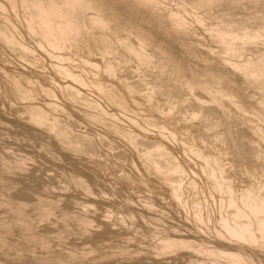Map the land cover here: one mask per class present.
Masks as SVG:
<instances>
[{
	"label": "rangeland",
	"instance_id": "rangeland-1",
	"mask_svg": "<svg viewBox=\"0 0 264 264\" xmlns=\"http://www.w3.org/2000/svg\"><path fill=\"white\" fill-rule=\"evenodd\" d=\"M85 1L86 6L78 9V19L83 20L89 13L104 17L108 38L102 40V45L116 49L103 53L91 42L88 44L85 37L76 44L51 48L38 34L28 30L27 12L21 0H0V155L11 165L9 170H0V201L4 200L0 203V264H42L41 261L52 264L56 263L55 258L69 264H231L223 256L210 258L204 252L187 248L157 252L155 247L165 236L219 249L230 246L227 238L216 234L222 231L219 200L223 195L208 176L203 160L185 150V140L220 158L236 192L247 186L260 187L264 194V107L255 112H241L238 107L239 103L243 106L239 97L242 95L264 102L261 97L264 76L250 80L252 76L248 79L242 71L241 77L236 70L237 61L236 69L234 64L224 62L229 57L239 60L246 56L264 60V27L261 26L256 39L238 40L244 47L243 56L238 52L226 54L225 44L209 30L211 23L220 17L234 23L249 21L264 25V0L255 3L215 0L196 10L189 6L191 16L179 8L181 0H160L162 3L152 10L147 3L137 4L133 0ZM129 10H134V21L144 31L128 35ZM176 11L184 14L183 23L173 17ZM195 11L204 17V23L195 20ZM85 21L83 34L98 35L97 26ZM139 39L146 40L145 49L140 47ZM152 40L161 42L165 50ZM131 42L133 48H143L150 55L149 64L138 66L134 59L123 60L122 47ZM171 57L183 65V75L190 80L200 74V79L206 81L224 71L222 75H228L238 95L232 105L240 109L234 106L229 110L228 101L214 104L211 103L214 100L204 98L208 93L202 84L182 79V74L168 64ZM107 61L117 66L115 76L104 73ZM65 69H70L67 72H72L73 79ZM215 93L210 95L216 97ZM121 94L124 104L115 99ZM199 99L201 103L195 101ZM34 107L43 109L44 116L39 120L29 116L28 110ZM198 108L204 110L193 115ZM256 119L260 124L255 123ZM169 131L175 132L177 140L167 135ZM12 197L22 203L17 205ZM10 206L15 210L21 207L28 218L14 214ZM64 211L69 212L70 218H62ZM195 212H202L208 220L199 221ZM78 215L90 219L83 231L74 222ZM11 217L25 219L26 223L18 225L20 220L12 221ZM31 235H37L38 242L30 241ZM243 251L252 264H264V246L245 247Z\"/></svg>",
	"mask_w": 264,
	"mask_h": 264
},
{
	"label": "bare ground",
	"instance_id": "bare-ground-1",
	"mask_svg": "<svg viewBox=\"0 0 264 264\" xmlns=\"http://www.w3.org/2000/svg\"><path fill=\"white\" fill-rule=\"evenodd\" d=\"M134 2H136L137 4L139 3H147L149 5V9L152 10V9H155L156 7H158V5L160 3H162L160 0H133ZM182 1V5L179 7V8H183V11L184 13H186L188 11V8L189 6L190 7H195L193 8V10L198 7H207L209 5H211L213 2H215V0H181ZM254 3L255 2H258L259 0H252ZM22 2V6L26 9V23L28 25V30H30L31 34H38L42 39H44L48 45L51 47V48H54V49H60V48H63L65 47V45H72V44H76L77 42H79V39H82L85 37V39H87V43L89 44L91 42L92 45H94L93 47H96L97 49L101 50L103 53H105L107 50H110V49H116V46H107L105 43L106 46L102 45V40L105 41L107 40L108 36L105 32V26L107 25V20L104 18V17H101L100 16H92V14H88L84 17L83 20H79L78 19V12L80 10V8H83L84 5L87 3L85 0H21ZM156 3L157 6H156ZM13 7H15V3H12ZM147 4H145V6H147ZM164 4V3H163ZM180 5V4H178ZM86 6V5H85ZM89 6V5H88ZM264 7V6H263ZM79 9V10H78ZM88 9V8H87ZM90 10V9H89ZM82 11V10H81ZM130 13L128 14V17L126 19V26L128 27V35H131L132 33H139L141 31H144L143 28H141L140 26H138L136 23H135V19L134 17L132 16V13H134L132 10H129ZM211 11V10H210ZM173 12V11H171ZM170 12V13H171ZM189 12V15H190V11ZM195 16V20L197 21H202L203 22V16H201L200 14H198L196 11L193 12ZM192 14V12H191ZM259 14V13H258ZM96 15V14H95ZM171 15V14H170ZM228 15V14H227ZM191 16V15H190ZM264 17V15H262ZM261 16V17H262ZM173 17L179 22L183 23V20H184V14H182L181 12L179 11H176L173 13ZM85 20H88V22L91 24V25H95V27L97 26V29L99 31L98 35H94V34H91V35H88V36H85L86 34H83V28L86 27V25L84 23H86ZM174 21V20H173ZM109 22V21H108ZM127 22H132V23H127ZM196 22V21H195ZM124 23V22H123ZM192 23V22H190ZM198 23V22H196ZM110 24V23H109ZM185 24V22H184ZM178 25V24H176ZM176 25H173V26H176ZM188 25V24H187ZM180 27V25H178ZM205 26V25H204ZM264 27V25L260 22H257V23H252V22H249V21H239L238 23H234L232 20H228L226 18H217V20H215L214 22L211 23V25L209 26V30L212 31L216 37L218 38V40L222 43H224V52H227L230 53V52H238V54L240 53V55L243 56V53H244V47L241 46V43L238 42V40L240 39H247V40H254L256 39L257 37L260 36V28ZM90 29V28H89ZM92 29V28H91ZM125 29V30H127ZM94 30V29H93ZM165 31V30H164ZM33 32V33H32ZM175 32V30H174ZM179 33V32H178ZM33 34V35H34ZM133 35V34H132ZM138 36V35H137ZM137 36L135 38H137ZM7 36L5 35L4 38H6ZM262 38V37H261ZM101 39V40H100ZM138 39V38H137ZM136 39V41H137ZM12 41V39H11ZM140 41V39H139ZM112 42V41H111ZM122 42V41H121ZM120 42V43H121ZM142 42V41H140ZM140 42H137V43H140ZM219 42V43H220ZM244 42V41H243ZM118 43V42H117ZM136 43V44H137ZM146 43V40L143 39V42L140 45V47H143V44ZM152 43H154L155 45L156 44H161V42H155L154 40H152ZM221 43V44H222ZM19 44V43H18ZM257 44V43H256ZM22 46V45H21ZM41 46V44H40ZM134 46V43L131 42V43H127L124 47H122V53L121 55L123 56V60H129V59H134L138 66L139 65H147L150 63V61L152 60V58H150V55L147 54L144 49L140 48V50H136L135 48H133ZM199 46V45H198ZM201 46V45H200ZM202 47V46H201ZM261 47V46H260ZM27 48V47H26ZM50 48V49H51ZM161 48L164 49L165 47L162 46L161 44ZM24 49V48H23ZM152 49V48H151ZM194 49V48H192ZM218 49V48H217ZM29 50V49H28ZM165 50V49H164ZM26 51V50H25ZM152 51V50H151ZM209 51V50H208ZM211 51V49H210ZM111 52V51H110ZM154 52V51H153ZM164 52V51H163ZM160 53V51H159ZM220 54H223V53H220ZM224 53V55H226ZM237 54V55H238ZM53 55V54H51ZM160 55V54H159ZM198 55V54H197ZM210 55V54H209ZM219 55V54H218ZM22 56V55H21ZM168 56V55H167ZM212 56H213V52H212ZM215 56V55H214ZM227 56V55H226ZM240 56V57H242ZM54 57V55H53ZM170 57V56H169ZM207 57V55H206ZM218 57V56H217ZM239 57V58H240ZM160 58V57H159ZM202 58V57H201ZM257 57H244L243 59H239V60H234V59H237L236 57H234V59L231 57H229V59L227 61H224V62H227L229 65H231L230 63L234 64V69H236L235 67V64L237 63V66L238 68L236 70H238V72L240 71V74L241 72L243 71V73L245 74L244 76H247V78L249 76H252L250 80L255 79V80H258V77L260 79V77H263L264 76V60H261V59H256ZM53 59V58H52ZM58 59V58H56ZM204 59V58H203ZM214 59V58H213ZM223 60V59H222ZM226 60V58L224 59ZM70 61V60H69ZM218 61V60H217ZM237 61V62H235ZM85 63L87 64H90L93 65V66H96L95 63H92L90 62L89 60H85L84 61ZM214 62V61H213ZM212 62V63H213ZM219 62V61H218ZM223 63V62H222ZM226 63V64H227ZM168 64H172L174 66V68L176 69L177 71V74H180L182 79H186V81L189 82L190 80V77H186L183 75L184 73V67L182 64L179 63V61H177L174 57H171L168 59ZM214 64V63H213ZM227 64V65H228ZM161 65V64H160ZM212 65V64H211ZM221 65V64H220ZM54 66V64H53ZM216 66V65H215ZM218 66V65H217ZM55 67V66H54ZM223 67V66H222ZM229 67V66H228ZM66 68V67H64ZM164 68V67H163ZM63 69V68H62ZM154 69V68H153ZM206 69V68H205ZM204 69V70H205ZM221 69V68H220ZM219 69V70H220ZM226 69V68H224ZM66 72L67 70L69 71L70 69H65ZM82 70V69H81ZM163 70V69H162ZM204 70H202L201 72L203 73ZM222 70V69H221ZM231 70V69H230ZM74 71V70H72ZM103 71L105 74L107 75H111V76H115L117 74V66L115 64H113L112 62L110 61H107L106 63H104L103 65ZM218 71V70H217ZM229 71V70H228ZM56 72V71H55ZM63 72V71H62ZM71 72V71H70ZM85 72V71H84ZM162 72V71H161ZM199 72V73H201ZM224 72V71H223ZM223 72L218 75H215V76H212L210 77L208 80L206 81H203L202 79H200V74H197L195 75V77L193 78V80H190V81H193L194 83L198 84V83H201L202 86L204 87V91L208 93V96L204 98H206L208 101H211V100H214V101H211V103H218L221 102L223 103L224 101H228L229 102V105H228V108L231 107V109L229 110H232L233 107L235 105H232V103L234 102V99L236 96H238L237 94H235V92L233 91L232 89V85L229 83L228 79L225 74H223ZM227 72V71H226ZM233 72V71H232ZM65 73V71H64ZM69 73V72H67ZM201 73V74H202ZM219 73V72H218ZM229 73V72H228ZM236 73V71H235ZM60 74V73H58ZM75 74V72H74ZM249 74V75H248ZM62 75V74H61ZM69 77H71L73 79V75H72V72L69 73ZM232 75V74H231ZM238 76V75H237ZM76 77V80L77 79V76ZM205 77V76H203ZM241 77H242V74H241ZM246 78V79H247ZM70 79V78H69ZM192 79V78H191ZM240 79V78H239ZM249 79V78H248ZM262 79V78H261ZM71 80V79H70ZM79 80H81V78H79ZM78 80V81H79ZM242 80V79H240ZM231 81V80H230ZM254 81V80H253ZM76 82V81H74ZM82 82V81H80ZM161 82V81H160ZM187 82V84H188ZM241 83V81H239ZM261 82V81H260ZM77 84L79 82H76ZM162 83V82H161ZM167 83V82H166ZM245 83V82H244ZM254 83V82H253ZM80 84V83H79ZM91 84V83H90ZM97 84V83H96ZM101 85V84H99ZM129 85V84H128ZM169 85V84H168ZM191 85V84H190ZM243 85V84H242ZM245 85V84H244ZM264 85V84H263ZM176 86V85H175ZM180 86V85H179ZM194 86V84H193ZM192 86V87H193ZM260 86V85H259ZM71 87V86H70ZM68 87V88H70ZM86 87V86H85ZM97 87V86H96ZM100 87V90L101 92L104 91V87L103 86H99ZM98 87V88H99ZM188 87V86H187ZM203 87L201 88L200 87V84H199V88L201 89V92H202V89ZM72 88V87H71ZM130 88V86H129ZM198 88V89H199ZM47 89V88H46ZM189 89V88H188ZM193 89V88H192ZM263 89V88H262ZM74 90V88H73ZM77 90V89H76ZM235 90V89H234ZM42 91V90H41ZM65 91V90H64ZM149 91V90H148ZM153 91V90H152ZM190 91V90H189ZM262 91V90H261ZM21 92V91H20ZM73 92V91H72ZM105 92V91H104ZM197 92V91H196ZM215 93V96L214 95H210L211 93ZM264 92V91H263ZM44 93V92H43ZM75 93V92H74ZM120 93V92H119ZM192 93V92H191ZM117 94V93H115ZM150 94V92H149ZM204 95V93H201ZM251 94V93H250ZM264 94V93H263ZM109 95V94H108ZM202 95V96H203ZM21 96V95H20ZM53 96V95H52ZM118 97L115 98L118 100L119 103H123V94L121 95H117ZM151 95H148V99L150 98ZM201 96V97H202ZM210 96V97H209ZM257 96V95H256ZM23 97V96H22ZM77 97V96H76ZM110 97V96H109ZM196 98L195 99H198L199 96H195ZM241 98V102L243 103V106H239V103L238 104V107H241L242 109L240 110L241 112H243L242 110H247V111H250V112H255V111H260L261 109H263L264 107V102L260 99V98H256V99H251V96L250 95H242V96H239ZM264 98V95L261 96ZM21 98V97H20ZM112 98V97H111ZM203 98V97H202ZM211 100H209V99ZM262 98V99H263ZM72 99V98H71ZM201 99V98H200ZM199 100H195V101H198V103H201V101ZM113 100V99H112ZM116 100V101H117ZM206 100V101H207ZM149 101V100H148ZM200 101V102H199ZM203 101H205V99H203ZM205 101V102H206ZM216 101V102H215ZM197 103V102H196ZM197 103V104H198ZM203 103V102H202ZM210 103V102H209ZM220 103V104H221ZM236 103V102H235ZM219 104V103H218ZM224 104V103H223ZM56 106V104H54ZM126 105V104H125ZM200 104H198L199 106ZM242 105V104H241ZM197 106V107H198ZM201 106V105H200ZM199 106V107H200ZM206 106V105H205ZM218 107V105H216ZM227 106V105H226ZM37 107V106H36ZM128 107V106H127ZM225 107V106H224ZM222 107V108H224ZM237 108V106H235ZM201 108V107H200ZM221 108V109H222ZM227 108V109H228ZM197 109V108H196ZM212 109V108H211ZM238 110L240 108H237ZM59 110V109H58ZM204 109L202 110H194V112H192L193 115H198L199 113H202ZM213 110V109H212ZM220 110V109H218ZM223 110V109H222ZM29 111V116L31 115V117L33 119H36V120H39L42 118V116H44V112H43V109L41 110V108H31L28 110ZM45 111V110H44ZM172 111V110H171ZM215 111V110H214ZM237 111V110H236ZM239 111V112H240ZM246 111V112H247ZM187 112V111H186ZM212 112V111H211ZM227 112V111H225ZM229 112V111H228ZM232 112V111H230ZM234 112V111H233ZM232 112V113H233ZM47 113V112H45ZM224 113V112H223ZM222 113V114H223ZM235 113V112H234ZM237 113V112H236ZM50 114V113H49ZM191 114V115H192ZM221 114V113H220ZM239 114V113H237ZM245 114V113H244ZM192 115V116H193ZM200 115V114H199ZM203 115V114H202ZM225 115V114H224ZM226 116V115H225ZM257 116V115H256ZM255 116V118H257ZM229 117V116H228ZM237 117V116H236ZM241 117V116H240ZM112 118V117H111ZM196 118V117H194ZM261 119V118H259ZM259 119H256L254 120L256 124H260V120ZM44 120V118H43ZM55 120V119H54ZM53 120V121H54ZM117 120V119H116ZM96 121V120H95ZM118 121V120H117ZM133 121V120H132ZM150 121V120H149ZM40 122V121H39ZM44 122V121H42ZM50 122V121H49ZM52 122V121H51ZM130 122V121H129ZM151 122V121H150ZM154 122V121H153ZM262 122V121H261ZM47 123V122H45ZM162 123V122H161ZM226 123V122H225ZM242 123V122H241ZM254 123V122H253ZM42 124V123H41ZM54 124V123H53ZM235 124V123H234ZM264 124V122H263ZM157 125V124H156ZM159 125V124H158ZM61 126V125H59ZM115 126V125H114ZM257 126V125H256ZM118 127V126H117ZM160 127V126H159ZM216 127V125H215ZM260 126H258L259 128ZM57 129H59L57 126H56ZM55 128V130H56ZM161 128V127H160ZM163 128V126H162ZM257 128V127H256ZM261 128V127H260ZM259 128V130H260ZM65 129V128H63ZM165 129V128H163ZM162 129V130H163ZM207 129V128H205ZM263 129H264V125H263ZM61 130V129H59ZM251 130V129H250ZM124 131V130H123ZM123 131H121L123 133ZM256 132V131H255ZM59 133V132H57ZM242 133V132H241ZM76 134V133H75ZM126 134V133H124ZM222 134V133H221ZM224 134V133H223ZM263 134V133H262ZM67 135V134H66ZM128 135V134H126ZM130 135V134H129ZM128 135V136H129ZM132 135V134H131ZM163 135V134H162ZM167 135L170 136V137H173L174 139H176L175 137V132H172V131H169L167 132ZM189 135V134H188ZM192 135V134H191ZM264 135V134H263ZM166 136V137H168ZM254 136V134H253ZM258 135H256L257 137ZM242 137V136H241ZM261 137V136H259ZM257 137V138H259ZM81 138V136H80ZM79 138V139H80ZM132 138V137H131ZM169 138V137H168ZM172 138V139H173ZM256 138V139H257ZM77 139V138H76ZM103 139V138H102ZM180 139V138H179ZM239 139V138H238ZM261 139V138H260ZM72 140V139H71ZM75 140V139H74ZM81 140V139H80ZM131 140V139H130ZM136 140V139H135ZM177 140V139H176ZM205 140V139H204ZM250 140V139H249ZM263 140V139H262ZM83 141V140H82ZM81 141V142H82ZM85 141V140H84ZM142 141V140H141ZM248 141V140H247ZM258 141H261V140H258ZM79 142V141H78ZM182 142V141H181ZM254 142V141H253ZM74 143H77L76 140L74 141ZM87 143V142H85ZM145 143V141H144ZM71 144V143H70ZM148 144V143H147ZM152 144V143H151ZM158 144V143H157ZM156 144V145H157ZM185 146H186V151H189L191 152V154H195L197 157L201 158L203 160V163H204V168L207 169L208 171V176L212 179H214L215 181V187L217 190H219L221 192V194L223 195L220 200H219V203H220V206L221 207V213H220V224H221V229L222 231H216V234L220 237H224V238H227L228 239V243H230V246H228V248H217V247H210V246H200V245H197L195 244L194 242L190 241V240H187V239H184V238H173L171 236H165L163 237L157 244H156V251L157 252H164V251H168V250H177V249H181V248H187V249H191L192 251H196V252H204V254H206L208 257L210 258H217L219 256H223L225 257L226 259V262L227 263H231V264H252V259L246 257L244 254V251L243 249L245 247H248V248H253L255 246H264V194H262L260 192V187L258 189L256 188H251V187H247L245 186L243 189L240 190V192H236L234 187H233V184L229 181V179H227V176L225 174V170H224V165L222 164L220 158L218 156H215L213 154L210 155L208 153H205L201 147L197 146V144L193 141H190V140H185ZM252 144V143H251ZM257 144V143H256ZM259 144V143H258ZM155 145V144H154ZM77 146V145H76ZM105 147V146H104ZM159 148H162L163 149V146L161 147V145L158 146ZM256 147V146H255ZM152 148V147H151ZM155 148V146H154ZM158 148V149H159ZM157 149V148H156ZM137 150V149H136ZM146 150V149H145ZM164 150V149H163ZM166 150V149H165ZM147 151V150H146ZM149 151V150H148ZM147 151V152H148ZM227 151V150H226ZM256 151V150H255ZM142 152V151H141ZM161 152H163L161 150ZM149 154L152 153V152H148ZM147 153V154H148ZM164 153V152H163ZM1 154V153H0ZM146 154V153H145ZM153 154V153H152ZM159 154V153H158ZM186 154V153H185ZM261 154V153H260ZM170 155V154H168ZM149 156V155H148ZM153 156V155H152ZM151 156V157H152ZM122 157V156H121ZM159 157V156H158ZM169 157V156H168ZM174 157V156H173ZM120 158V157H119ZM118 158V159H119ZM162 158V157H161ZM109 159V158H108ZM151 159V158H150ZM156 161V160H155ZM167 161V160H166ZM164 162V161H163ZM9 162H7L4 158V156L0 155V170L4 171V170H9L10 166L8 164ZM20 163V162H19ZM156 163V162H155ZM167 163V162H165ZM11 164V163H10ZM154 164V163H153ZM159 164V163H158ZM161 165V163H160ZM166 165V164H165ZM178 165V164H176ZM20 166V165H18ZM158 166V165H157ZM180 166V165H179ZM22 167V166H21ZM178 167V166H177ZM181 167V166H180ZM20 168V167H19ZM161 168H163L161 166ZM179 168V167H178ZM177 168V169H178ZM179 170V169H178ZM159 171V169H158ZM175 171V169H174ZM6 172V171H5ZM170 172V171H169ZM2 173V172H1ZM10 173V172H9ZM15 174V173H14ZM13 174V175H14ZM22 177V176H21ZM34 177V176H33ZM39 180V179H38ZM178 180V179H177ZM2 181V180H1ZM79 184H83V181L78 179L76 180ZM175 181V180H173ZM6 182V181H5ZM47 184V183H46ZM11 185V184H10ZM180 186V184H179ZM174 187V186H173ZM181 188V186H180ZM4 189V188H3ZM174 189V188H173ZM2 190V189H1ZM2 192V191H1ZM21 192V191H20ZM177 194L176 196H179V191H175ZM12 193V192H11ZM8 194V193H6ZM18 195V194H17ZM20 195V194H19ZM22 195V193H21ZM20 195V196H21ZM174 195V193H173ZM4 196V195H3ZM6 196H9L10 195H6ZM27 196V195H26ZM17 197V196H16ZM14 202H19V203H22V201L20 202V198L18 199L19 201H16L14 199V197H12ZM10 198V199H12ZM26 198V197H25ZM24 198V199H25ZM6 199V197H5ZM17 199V198H16ZM30 199V198H29ZM181 199V198H180ZM12 200V201H13ZM2 201V200H1ZM0 201V203H1ZM4 201V200H3ZM2 201V202H3ZM11 201V200H10ZM9 201V203H10ZM29 201V200H28ZM42 201V200H41ZM45 201V199H44ZM13 202V203H14ZM34 202V201H33ZM47 202V201H45ZM8 203V205H9ZM19 203L17 205H19ZM24 203V202H23ZM28 203V202H26ZM5 203H3V205H5ZM36 206L38 203H35ZM55 204V203H54ZM2 205V206H3ZM6 205V206H8ZM22 206L24 204H21ZM20 205V206H21ZM41 207L45 208V207H48V206H44L42 204H40ZM195 205V203H194ZM25 206V205H24ZM201 206V205H200ZM11 207V206H10ZM40 206H38V209H39ZM7 208V207H5ZM12 208V207H11ZM17 208V207H16ZM25 208V207H24ZM229 208V210L227 209ZM14 211L13 213L15 214H22L25 213L23 212V210L20 208H17L16 210L14 208H12ZM28 209V208H27ZM47 209V208H46ZM45 209V210H46ZM11 210V209H9ZM201 210V209H200ZM32 212V211H31ZM39 212V213H38ZM37 213L42 215L44 213L38 211ZM109 212V211H108ZM11 213V212H10ZM42 213V214H41ZM61 213V212H60ZM13 214V215H14ZM26 214V213H25ZM25 214H23L24 217H27L25 216ZM46 214V213H45ZM59 214V213H58ZM195 217L201 221V222H205L208 220L207 217H205L202 212H195ZM12 215V213H11ZM27 215V214H26ZM40 215H36V216H40ZM62 218L65 217L67 218L69 216V212L67 211H64L62 213ZM31 216V214H30ZM44 216V215H43ZM14 217V216H13ZM11 217L14 221V219L16 220L17 218H13ZM56 217V216H55ZM28 218V217H27ZM54 218V217H53ZM70 218V216H69ZM68 218V219H69ZM6 219V218H5ZM9 220V219H8ZM11 220V219H10ZM18 222L20 220V218L17 219ZM47 220V219H46ZM61 220V219H60ZM71 220V219H70ZM25 222V219L24 220H20V222L18 223L21 224L22 222ZM35 222V220H34ZM37 222V220H36ZM39 222V220H38ZM74 222H76V224L81 227V229L84 227L85 228H88V225H89V222H90V219L85 216H81V215H78L77 216V219L74 220ZM7 223V220L6 222ZM4 223V224H5ZM26 223V222H25ZM41 223V222H40ZM44 223V222H43ZM10 224H13L10 222ZM17 224V223H16ZM29 224V223H28ZM31 224V223H30ZM34 224V223H33ZM1 225V223H0ZM25 225V224H24ZM22 225V226H24ZM7 226V225H6ZM12 226V225H11ZM14 226H16L14 224ZM21 226V227H22ZM54 226V225H53ZM8 227V226H7ZM2 228V227H1ZM12 228V227H11ZM14 228V227H13ZM27 228L29 229L28 225H27ZM32 228V227H31ZM8 229V228H7ZM48 229V228H47ZM46 229V230H47ZM80 229V228H79ZM78 229V230H79ZM80 229V230H81ZM31 230V229H30ZM29 230V231H30ZM33 230V229H32ZM31 230V231H32ZM35 230V229H34ZM87 230V229H86ZM56 231V230H55ZM59 231V230H58ZM83 231V229L81 230ZM7 232V231H6ZM36 232V231H34ZM12 233V232H11ZM32 233V232H31ZM38 233V232H36ZM41 234V233H40ZM36 236V237H35ZM31 235L29 236L31 239H29L30 241L32 240V242H38L37 241V235ZM56 237V236H55ZM41 238V237H40ZM66 238V237H65ZM2 239V237H1ZM5 240V239H3ZM153 240V239H152ZM9 244V243H8ZM15 244V243H14ZM30 244V242H29ZM42 245V244H41ZM48 245V244H47ZM44 246V245H43ZM23 247V246H22ZM21 246H19V248H22ZM18 248V247H17ZM18 248V249H19ZM42 248V247H41ZM47 248V247H46ZM5 249V248H4ZM3 249V250H4ZM23 249V248H22ZM2 250V248L0 249ZM24 250V249H23ZM22 250V251H23ZM33 250V248H32ZM6 251V250H5ZM18 251V250H17ZM21 251V250H20ZM19 251V252H20ZM26 251V250H25ZM24 251V252H25ZM28 251V250H27ZM34 251V250H33ZM92 251V250H91ZM2 252V251H1ZM24 252H21L22 254H24ZM172 253V251H170ZM27 253V252H26ZM72 253V252H70ZM68 253V254H70ZM76 253H83V252H76ZM19 254V253H18ZM28 254V253H27ZM21 255V254H19ZM29 255V254H28ZM38 255V254H37ZM51 255V254H50ZM71 255V254H70ZM74 255V254H72ZM77 255V254H76ZM41 256V255H40ZM64 256V255H63ZM75 256V255H74ZM25 257V256H24ZM38 257V256H37ZM43 257V256H42ZM76 257V256H75ZM70 258V257H69ZM78 259V257H76ZM102 258L104 259V256L102 255ZM107 258V257H106ZM57 259V260H56ZM72 259V258H70ZM75 259V258H73ZM38 260V259H37ZM36 260V261H37ZM40 260V259H39ZM61 261V262H60ZM71 261V260H69ZM91 261H94L93 259ZM97 261V260H96ZM45 262V261H44ZM49 262V261H48ZM47 262V263H48ZM51 262V261H50ZM55 262L56 263H52V264H69V263H62V259L60 258H55ZM36 263V262H35ZM42 264H44L42 261H41ZM46 264V262H45ZM84 264V263H83Z\"/></svg>",
	"mask_w": 264,
	"mask_h": 264
}]
</instances>
